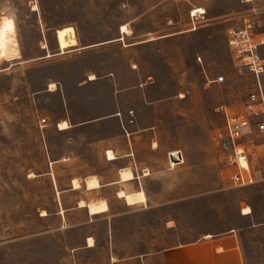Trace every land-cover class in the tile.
I'll list each match as a JSON object with an SVG mask.
<instances>
[{"label": "rangeland", "instance_id": "1", "mask_svg": "<svg viewBox=\"0 0 264 264\" xmlns=\"http://www.w3.org/2000/svg\"><path fill=\"white\" fill-rule=\"evenodd\" d=\"M246 18L264 34V0H0V264H142L231 229L264 264V133L252 182L221 148L252 85L226 36ZM130 163L151 172L135 209L112 184ZM104 199L106 216L80 206Z\"/></svg>", "mask_w": 264, "mask_h": 264}, {"label": "built area", "instance_id": "2", "mask_svg": "<svg viewBox=\"0 0 264 264\" xmlns=\"http://www.w3.org/2000/svg\"><path fill=\"white\" fill-rule=\"evenodd\" d=\"M226 36L234 68L240 75L246 71L252 78L251 89L243 102L242 110L232 116L226 115L225 137L221 142L226 163L237 166L240 170L232 176V179L241 180L245 184L252 182L251 176L247 180L242 175L249 170V166L246 170L240 168L241 159L248 164L246 152L249 150L245 142L250 141L254 133H264V34L258 31L250 19L246 18L241 25L230 28ZM212 82H225V77L219 76ZM41 123H46V120H42ZM177 152L179 151L174 153ZM169 160L171 161V158Z\"/></svg>", "mask_w": 264, "mask_h": 264}, {"label": "crops", "instance_id": "3", "mask_svg": "<svg viewBox=\"0 0 264 264\" xmlns=\"http://www.w3.org/2000/svg\"><path fill=\"white\" fill-rule=\"evenodd\" d=\"M65 122V121H64ZM62 123V122H61ZM67 123V122H66ZM70 129V128H69ZM68 130V129H66ZM62 131V130H60ZM65 131V130H63ZM109 152H112L115 156L114 160H109L107 156V160L110 162H115L118 161L120 158H127V157H132V153H127L124 156L118 157L116 156L114 150H108ZM108 151L106 152V155H108ZM166 169L167 171L171 170L168 167V162H167V156H166ZM130 167H123L119 170V179L118 181L112 183V184H125L122 183L121 176H120V171L123 169H128L130 168L131 171H133V174L135 176V179L129 182L127 185H124V187H129L131 190L134 191H139V190H144L145 195H146V203L142 204H136L135 206H129L132 209L138 208V207H143L147 205V192L144 188H142L135 180L141 177H147L151 175L150 169H145L143 171L142 176H138L136 178V173L133 168L132 163L129 165ZM149 173L146 175V173ZM90 177V176H89ZM96 177V176H94ZM97 178V177H96ZM76 180V179H75ZM98 180V178H97ZM73 182V181H72ZM99 182V180H98ZM100 184V182H99ZM101 185L98 189L90 190L91 191H100ZM81 189V188H80ZM127 189V188H124ZM122 189V190H124ZM100 201H105L107 203L108 209L106 212L97 214L91 217H98L100 215L106 216L108 210H109V205L108 202L104 200ZM86 203H90L85 201ZM95 202V201H93ZM98 202V201H96ZM87 208V207H86ZM237 229H231L230 233L224 235V236H219V237H214L211 236V234L205 235L204 239L201 240L199 243H192L189 245H184L180 246L178 248H175V253H167V254H157V255H150L148 257H145L146 259L142 258L141 260L143 263L146 264L147 262H151L153 260H157L162 262L163 264H247L246 262V256L244 253V248H243V243L242 240L239 238V236L236 233Z\"/></svg>", "mask_w": 264, "mask_h": 264}, {"label": "bare ground", "instance_id": "4", "mask_svg": "<svg viewBox=\"0 0 264 264\" xmlns=\"http://www.w3.org/2000/svg\"><path fill=\"white\" fill-rule=\"evenodd\" d=\"M51 89L55 88V85L52 84L50 86ZM59 130H66L69 129L70 126L68 123L66 122H62L58 125ZM171 154V153H170ZM108 159L109 160H114L115 156L112 152L108 151ZM167 162H168V168L169 169H174L177 165H180L181 163H174L172 161L169 160L168 156H167ZM240 168L242 170H246L248 169V164L244 159H241L240 161ZM121 179H122V183H125L126 185L131 182L132 180H134V174L133 171L130 170V168L122 170L121 171ZM73 188L74 189H79L80 188V183L77 180H74L72 182ZM100 187V184L97 180L96 177H90L86 179V188L88 191L90 190H94V189H98ZM99 190V189H98ZM119 198L124 199L125 202L127 203V205L129 206H135L136 204H144L146 203V195L144 190H139V191H134V190H130V189H124L122 191L119 192ZM92 201V200H91ZM81 203V207H87L89 210L90 215H97V214H101L107 211L108 206L107 203L105 201H98V202H90V203H86L85 201L80 202ZM79 203V204H80ZM249 211H247L245 214H248ZM89 245H92V240L89 239Z\"/></svg>", "mask_w": 264, "mask_h": 264}, {"label": "water", "instance_id": "5", "mask_svg": "<svg viewBox=\"0 0 264 264\" xmlns=\"http://www.w3.org/2000/svg\"><path fill=\"white\" fill-rule=\"evenodd\" d=\"M170 158H171V161L174 162V163H180L182 161V158H181V155L179 152L177 153H172L170 155Z\"/></svg>", "mask_w": 264, "mask_h": 264}]
</instances>
